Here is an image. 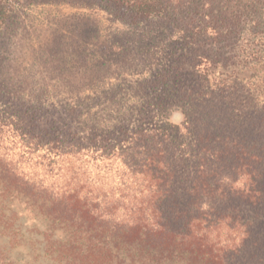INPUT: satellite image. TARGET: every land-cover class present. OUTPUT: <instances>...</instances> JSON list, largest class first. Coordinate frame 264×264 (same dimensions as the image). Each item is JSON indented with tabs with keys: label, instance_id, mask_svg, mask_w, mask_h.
Wrapping results in <instances>:
<instances>
[{
	"label": "trees",
	"instance_id": "1",
	"mask_svg": "<svg viewBox=\"0 0 264 264\" xmlns=\"http://www.w3.org/2000/svg\"><path fill=\"white\" fill-rule=\"evenodd\" d=\"M17 1L0 0V58ZM86 1L171 27L168 64L93 133L75 106L67 129L40 126L0 84V189L48 220L57 264H264V95L233 79L264 66V0Z\"/></svg>",
	"mask_w": 264,
	"mask_h": 264
},
{
	"label": "rangeland",
	"instance_id": "2",
	"mask_svg": "<svg viewBox=\"0 0 264 264\" xmlns=\"http://www.w3.org/2000/svg\"><path fill=\"white\" fill-rule=\"evenodd\" d=\"M11 14L0 84L16 106L38 111L42 127L67 129L75 106L88 114L83 130L93 133L118 122L120 110L140 108L150 100L143 83L167 66L176 40L171 27L134 26L86 0H19ZM235 78L252 79L264 95V66L240 70ZM183 110L170 107L165 118L179 124ZM49 226L28 198L0 189V264H57L47 254ZM65 236L56 231L52 240Z\"/></svg>",
	"mask_w": 264,
	"mask_h": 264
}]
</instances>
